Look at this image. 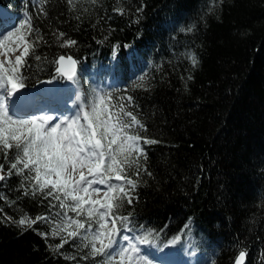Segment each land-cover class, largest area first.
Masks as SVG:
<instances>
[{
  "label": "trees",
  "instance_id": "16d2710c",
  "mask_svg": "<svg viewBox=\"0 0 264 264\" xmlns=\"http://www.w3.org/2000/svg\"><path fill=\"white\" fill-rule=\"evenodd\" d=\"M0 9L31 19L39 32L27 39L43 37L22 89L63 80L56 61L71 56L86 106L133 97L127 110L146 129L133 131L158 143L142 145L146 171L129 169L135 198L117 214L129 216L130 236L195 264H234L240 252L264 264V0H0ZM109 77L115 86H104ZM22 181H0V264H99L82 259L79 239L50 247L60 240L38 234L48 222H12L61 211Z\"/></svg>",
  "mask_w": 264,
  "mask_h": 264
},
{
  "label": "snow or ice",
  "instance_id": "6c2138e0",
  "mask_svg": "<svg viewBox=\"0 0 264 264\" xmlns=\"http://www.w3.org/2000/svg\"><path fill=\"white\" fill-rule=\"evenodd\" d=\"M116 11L123 14V9ZM12 28L14 31L0 26V56L4 57L0 61V153L4 160L0 163V181L13 174L22 176L21 188L25 187V181L29 182L33 195L40 192L45 199L51 197L58 202L61 211L55 214L56 219L51 214L35 218L25 214L15 221L11 217L7 219L30 229L40 221L52 224L48 232L38 234L45 240L49 236L58 238L59 244L50 245L56 251L69 241L79 239L81 247L89 249L82 259L99 256L104 258L99 264H147L143 256L136 261L139 249L128 235L122 234L131 231L129 216L117 214L123 201L130 205L135 198L137 179L129 175V169L135 166L136 177L146 171L140 164L141 158L147 159L142 145L158 143L133 131L135 128L146 131L134 111L127 110L134 104L133 97H121V102L116 104L99 98L90 107H80L76 115L57 118L55 123L52 116L25 118L18 115L6 98L24 87L22 70L43 37L26 38L39 32L27 16L19 27L14 24ZM59 35L63 37V33ZM75 43L67 40L62 46ZM21 46L23 50L13 62L9 56ZM35 59L41 57L36 55ZM66 60L72 68L71 75L63 70ZM56 63L60 65L59 74L69 79L75 74L76 61L71 57L60 56ZM13 149L15 155L9 159ZM5 165H8L7 170ZM100 193L101 199L93 198ZM56 207V203L50 202L49 213ZM69 213H74L75 217ZM118 237L127 242L126 247L120 246ZM244 258L245 253L240 252L235 264H240Z\"/></svg>",
  "mask_w": 264,
  "mask_h": 264
},
{
  "label": "rangeland",
  "instance_id": "374dc122",
  "mask_svg": "<svg viewBox=\"0 0 264 264\" xmlns=\"http://www.w3.org/2000/svg\"><path fill=\"white\" fill-rule=\"evenodd\" d=\"M22 50L23 49H22V46H21L20 50L15 52L14 54H10L9 58L14 62L15 56L19 55L20 51H22ZM3 59H4V57L0 56V61H2ZM72 93H73V91H72ZM7 101L9 102V100H7ZM93 198L101 199L102 198V193H100L99 195H95ZM118 239H119V237H118ZM121 241H122V239H121ZM97 246L99 247V244ZM121 246L122 247H126L127 246V242L122 241V245ZM139 257H140L139 255L136 256V261L137 262L139 261ZM144 257H146V256H144ZM146 259H147V257H146Z\"/></svg>",
  "mask_w": 264,
  "mask_h": 264
},
{
  "label": "water",
  "instance_id": "95a60500",
  "mask_svg": "<svg viewBox=\"0 0 264 264\" xmlns=\"http://www.w3.org/2000/svg\"><path fill=\"white\" fill-rule=\"evenodd\" d=\"M70 57V56H69ZM67 58V57H66ZM72 58V57H71ZM73 59V58H72ZM74 60V59H73ZM58 67H60V65H58ZM63 70L64 71H67L68 73H69V75H71L72 74V68H71V66L68 64V62H67V60L65 61V63H64V65H63ZM75 70H76V64H75V67H74V72H75ZM64 77H66V78H68V76L67 75H63ZM239 258V255H238V257H237V259ZM236 259V260H237ZM243 261L244 260H242L241 262H240V264H243ZM235 264V263H234Z\"/></svg>",
  "mask_w": 264,
  "mask_h": 264
},
{
  "label": "bare ground",
  "instance_id": "6f19581e",
  "mask_svg": "<svg viewBox=\"0 0 264 264\" xmlns=\"http://www.w3.org/2000/svg\"><path fill=\"white\" fill-rule=\"evenodd\" d=\"M19 99H21V98H19ZM23 100V99H22ZM62 104V103H61Z\"/></svg>",
  "mask_w": 264,
  "mask_h": 264
}]
</instances>
